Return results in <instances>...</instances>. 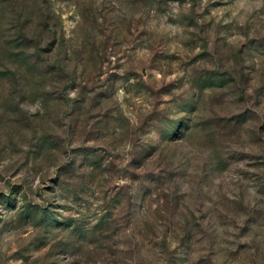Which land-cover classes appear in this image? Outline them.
Segmentation results:
<instances>
[{"label":"rangeland","instance_id":"rangeland-1","mask_svg":"<svg viewBox=\"0 0 264 264\" xmlns=\"http://www.w3.org/2000/svg\"><path fill=\"white\" fill-rule=\"evenodd\" d=\"M0 264H264V0H0Z\"/></svg>","mask_w":264,"mask_h":264}]
</instances>
